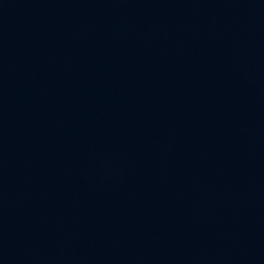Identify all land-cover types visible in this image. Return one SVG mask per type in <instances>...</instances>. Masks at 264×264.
Returning a JSON list of instances; mask_svg holds the SVG:
<instances>
[{
    "label": "water",
    "instance_id": "1",
    "mask_svg": "<svg viewBox=\"0 0 264 264\" xmlns=\"http://www.w3.org/2000/svg\"><path fill=\"white\" fill-rule=\"evenodd\" d=\"M0 264H264V0H0Z\"/></svg>",
    "mask_w": 264,
    "mask_h": 264
}]
</instances>
